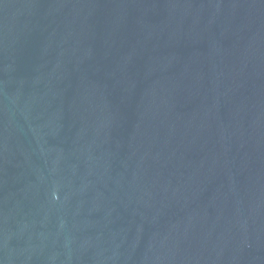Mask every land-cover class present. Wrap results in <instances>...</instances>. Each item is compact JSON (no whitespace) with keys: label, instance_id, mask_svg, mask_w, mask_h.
Returning a JSON list of instances; mask_svg holds the SVG:
<instances>
[{"label":"water","instance_id":"95a60500","mask_svg":"<svg viewBox=\"0 0 264 264\" xmlns=\"http://www.w3.org/2000/svg\"><path fill=\"white\" fill-rule=\"evenodd\" d=\"M0 264H264V0H0Z\"/></svg>","mask_w":264,"mask_h":264}]
</instances>
